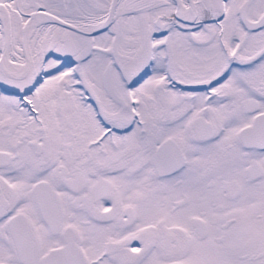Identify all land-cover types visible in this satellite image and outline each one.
<instances>
[{
	"label": "snow or ice",
	"instance_id": "6c2138e0",
	"mask_svg": "<svg viewBox=\"0 0 264 264\" xmlns=\"http://www.w3.org/2000/svg\"><path fill=\"white\" fill-rule=\"evenodd\" d=\"M0 264H264V0H0Z\"/></svg>",
	"mask_w": 264,
	"mask_h": 264
}]
</instances>
